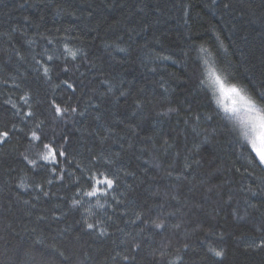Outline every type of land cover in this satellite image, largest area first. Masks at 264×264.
Segmentation results:
<instances>
[{"label":"trees","instance_id":"trees-1","mask_svg":"<svg viewBox=\"0 0 264 264\" xmlns=\"http://www.w3.org/2000/svg\"><path fill=\"white\" fill-rule=\"evenodd\" d=\"M207 66L264 109V0H0V264H264Z\"/></svg>","mask_w":264,"mask_h":264},{"label":"snow or ice","instance_id":"snow-or-ice-1","mask_svg":"<svg viewBox=\"0 0 264 264\" xmlns=\"http://www.w3.org/2000/svg\"><path fill=\"white\" fill-rule=\"evenodd\" d=\"M209 83L219 93L217 103L220 108L227 114L229 120H234L241 128L242 137L245 141L242 146L250 149L251 154H254L250 157L251 159L258 160L259 164L264 166V109L258 108L256 103L245 95L240 88L234 84L226 83L214 71L209 72ZM261 98L264 99V93L261 94ZM59 111L60 109H57V112ZM2 135L7 136V133ZM33 136L36 138L35 134ZM43 159L48 160L49 157L45 155ZM97 183H103L108 188L113 185V181L108 178L97 181ZM97 191L96 188H93L87 195L95 196ZM216 254L221 255L219 252Z\"/></svg>","mask_w":264,"mask_h":264},{"label":"rangeland","instance_id":"rangeland-1","mask_svg":"<svg viewBox=\"0 0 264 264\" xmlns=\"http://www.w3.org/2000/svg\"><path fill=\"white\" fill-rule=\"evenodd\" d=\"M210 71H213L211 68H210V66H207V73H206V75H205V81H206V83H207V85L208 86H210L212 89H213V91H214V93H215V95H216V100L219 98V93L218 92H216V90L213 88V86L209 83V72ZM218 104V103H217ZM220 107V106H219ZM264 167V166H263Z\"/></svg>","mask_w":264,"mask_h":264}]
</instances>
